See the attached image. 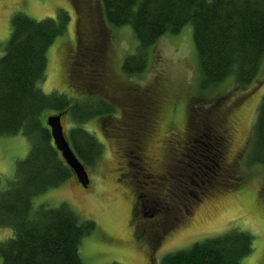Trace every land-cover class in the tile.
<instances>
[{"label": "rangeland", "instance_id": "rangeland-1", "mask_svg": "<svg viewBox=\"0 0 264 264\" xmlns=\"http://www.w3.org/2000/svg\"><path fill=\"white\" fill-rule=\"evenodd\" d=\"M58 12L69 17L67 32L47 50L39 88L73 105L103 101L112 114L83 124L103 146L93 164L80 160L89 185L84 189L72 174L33 198V206L66 204L80 221L93 222L78 250L83 264H161L166 255L232 230L253 236V252L241 264H264V167L251 158L264 55L249 85L230 76L204 88L189 24L158 39L146 51L144 71L130 75L122 65L136 54L137 38L129 26H108L101 0H0V58L14 14L42 21ZM89 46L92 57L73 59L76 48L85 55ZM50 116L56 115L41 118L46 126ZM71 124L63 114L70 146ZM225 126L234 131L225 133ZM29 150L22 134L0 137V179L12 178ZM13 237L0 227V242Z\"/></svg>", "mask_w": 264, "mask_h": 264}, {"label": "trees", "instance_id": "trees-1", "mask_svg": "<svg viewBox=\"0 0 264 264\" xmlns=\"http://www.w3.org/2000/svg\"><path fill=\"white\" fill-rule=\"evenodd\" d=\"M101 7L108 26H129L137 38L136 54L122 65L125 73L144 71L147 49L165 33L178 34L190 24L204 88L230 76L249 85L256 77L264 55V0H101ZM68 18L63 12L42 21L14 14L0 58V137L22 134L30 149L14 176L0 179V227L14 235L0 242L2 264H83L80 242L94 229L93 222L80 221L66 204L53 209L32 202L73 174L42 123L43 115L70 116L71 146L67 142L88 165L101 157L103 146L83 124L112 114L103 101L73 105L66 95H46L39 88L47 75V50L66 34ZM258 107L251 158L264 167V95ZM252 245L250 233L232 230L166 255L161 264H241L253 252Z\"/></svg>", "mask_w": 264, "mask_h": 264}, {"label": "water", "instance_id": "water-1", "mask_svg": "<svg viewBox=\"0 0 264 264\" xmlns=\"http://www.w3.org/2000/svg\"><path fill=\"white\" fill-rule=\"evenodd\" d=\"M62 114L50 116L47 120V127L50 131L55 148L64 159L66 165L71 169L78 183L85 189L89 185V179L86 168L83 167L79 159L75 156L69 146L66 137H64L63 126L61 125Z\"/></svg>", "mask_w": 264, "mask_h": 264}, {"label": "flooded vegetation", "instance_id": "flooded-vegetation-1", "mask_svg": "<svg viewBox=\"0 0 264 264\" xmlns=\"http://www.w3.org/2000/svg\"><path fill=\"white\" fill-rule=\"evenodd\" d=\"M76 2V1H75ZM73 3V2H72ZM77 8H78V5H80V3H73ZM87 49L85 50V55H87L86 53H88V54H90L89 56H93V54H94V52H95V50H94V48L93 47H91V46H89V47H86ZM75 51V53H74V56H73V59H75V60H77L78 58H79V56H81V57H84V55L82 54V52L80 51V49H75L74 50ZM147 102V101H146ZM150 106V105H149ZM224 131H225V133H229V132H232V131H234V129H233V127H228V126H225V128L223 129ZM227 135V134H226ZM185 143L184 144H187V143H189V142H186V141H184ZM133 219V218H132ZM161 226V225H160ZM134 236V235H133ZM158 236V235H157ZM156 238V237H155ZM157 239V238H156ZM156 239H154V240H150V244H152V243H155V241H158V240H156ZM134 241L135 242H137L138 241V239L136 238V237H134ZM147 244H149V242L148 241H146V245ZM148 251H151V253L153 252V250H148Z\"/></svg>", "mask_w": 264, "mask_h": 264}]
</instances>
